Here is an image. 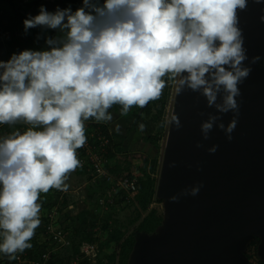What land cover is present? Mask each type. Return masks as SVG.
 <instances>
[{
	"label": "clouds",
	"instance_id": "clouds-1",
	"mask_svg": "<svg viewBox=\"0 0 264 264\" xmlns=\"http://www.w3.org/2000/svg\"><path fill=\"white\" fill-rule=\"evenodd\" d=\"M247 6L248 0H83L74 11L41 7L22 20L25 33L40 27L57 34L45 50L0 60V126H24L0 135V254L11 261L32 247L41 194L68 190L69 174L81 167L85 122L112 121L114 105L126 116L158 100L171 82L177 96L185 88L198 92L218 113L200 124L204 140L214 126L232 139L238 85L251 72L238 18ZM262 61L254 56L250 63ZM229 112L225 126L221 116ZM166 123L181 127L175 114ZM200 187L180 195L196 196Z\"/></svg>",
	"mask_w": 264,
	"mask_h": 264
},
{
	"label": "water",
	"instance_id": "water-1",
	"mask_svg": "<svg viewBox=\"0 0 264 264\" xmlns=\"http://www.w3.org/2000/svg\"><path fill=\"white\" fill-rule=\"evenodd\" d=\"M261 16L264 0H248L238 11L251 72L238 85L239 116L230 141L215 126L204 140L200 124L218 113L200 93L175 91L169 119L177 115L181 127L168 124L156 186L164 217L153 234L136 235L127 264H248L245 251L255 238L264 262V61L250 63L264 58ZM232 116H221L225 126ZM214 145L216 152L209 153ZM197 185L196 196L180 195Z\"/></svg>",
	"mask_w": 264,
	"mask_h": 264
},
{
	"label": "trees",
	"instance_id": "trees-1",
	"mask_svg": "<svg viewBox=\"0 0 264 264\" xmlns=\"http://www.w3.org/2000/svg\"><path fill=\"white\" fill-rule=\"evenodd\" d=\"M10 2V0H8ZM14 9V8H13ZM18 15V12L15 11ZM33 30L37 31V28H33ZM52 31V30H49ZM166 101L164 96H161L158 100L150 101L148 105L144 108L134 107L132 116H131V124H130V132L134 131L141 136V152L133 151L134 153L128 152L121 154V156H126V166L123 167L119 162L110 166L108 169L110 173L115 175L118 178L128 177L132 178L131 175V160H140L141 164L137 167V171L139 174L143 175V179L137 178V190L134 194V200L132 203L135 205L133 215L128 220V227L120 226L114 230H104L102 234L96 237V244L99 249L98 253L101 252L104 254V258L106 259L107 264H127L130 252L133 248V245L136 240V235H151L162 223V217L159 216L156 210H149V207L154 203H160L159 200L156 199V186H157V174L159 172L160 167V154L163 150L164 140L166 137V132L168 128V123L166 121L169 119V113L166 117L165 121L162 120L163 114L166 111ZM155 111V113L153 112ZM144 124V130H139V125ZM102 131L107 134L109 128L105 126H101ZM111 132V131H110ZM112 138V134H111ZM113 150L115 153L118 151V146H116V142L113 140ZM117 154V153H116ZM110 160H114V155L109 153L108 155ZM116 161L118 159L116 158ZM39 203L43 202L42 197H40ZM125 202L118 201L117 204L121 205ZM55 203L53 205L46 206V211L43 216V220L45 222L48 221V214L55 212L57 215L55 216V221L60 225H64V217L62 212L67 209L66 204H63L61 208H57L56 211L54 209ZM63 209V207H65ZM146 213V215H145ZM47 215V217H46ZM42 218V217H41ZM68 219L66 218V221ZM40 227V226H39ZM129 227L131 230L129 232ZM103 228V227H102ZM43 228H37L35 230V236L30 241L32 247L30 249H26L25 252L29 257H33L37 254H41L45 252V250H41L40 252H34L33 247L38 243V239ZM63 230L69 234L70 228L66 225ZM80 236V235H79ZM72 240L75 241V236L72 237ZM92 241V240H91ZM82 242V238L79 239L77 244H73V252L78 255V245ZM260 240L255 238L248 246L257 248ZM94 243V241H92ZM2 256V257H1ZM248 259L251 258V255H246ZM8 257L0 254V264H7ZM80 264H85V262H81ZM257 264H264V262L258 261Z\"/></svg>",
	"mask_w": 264,
	"mask_h": 264
},
{
	"label": "built area",
	"instance_id": "built-area-1",
	"mask_svg": "<svg viewBox=\"0 0 264 264\" xmlns=\"http://www.w3.org/2000/svg\"><path fill=\"white\" fill-rule=\"evenodd\" d=\"M101 123L85 122V135L87 137L86 144L77 150L78 159L81 162V169L86 173L88 180L92 184L102 186L106 191V199L101 198L97 200V205L100 207L116 204V202L123 201L130 197L133 199L137 190V178L139 172L135 170L132 173V178L122 177L118 178L109 171V167L114 165L117 154L113 150V141L111 138V132L108 131L105 134L102 131ZM15 128L21 131L19 125L13 127H0V135H6L13 131ZM112 153L114 160H110L108 155ZM55 212L48 214V221L45 223L43 230L39 236L44 243L49 245V251H45L41 254H37L33 257H29L24 251L18 253L15 260L7 261V264H57L58 253L64 252V258L68 262L73 264H94L91 260H94L97 256L96 245L89 241H82L78 246V255L73 252V240L70 234H67L62 225L55 221ZM6 264V263H4Z\"/></svg>",
	"mask_w": 264,
	"mask_h": 264
},
{
	"label": "crops",
	"instance_id": "crops-1",
	"mask_svg": "<svg viewBox=\"0 0 264 264\" xmlns=\"http://www.w3.org/2000/svg\"><path fill=\"white\" fill-rule=\"evenodd\" d=\"M83 6V0H0V60H7L10 58V55L13 52H20L25 49L31 50H45L47 48L46 40L51 37L56 36L55 30L49 31V29H42L37 27V31L33 29H29L27 33L23 30L22 20L27 15L35 16L39 14V10L41 7H44L49 12H54L57 7L63 9L70 7L73 11ZM14 8V9H13ZM18 12L17 13L15 12ZM135 106H133L129 113L126 116L120 115V106L114 105L109 111L113 115L112 121L109 122H101L103 126H107L109 131H111L112 138L116 142V146H118L117 159H119L120 153L131 151V147L134 144H138L139 148H141V136L134 131L130 132V124H131V116ZM91 123L95 122L93 120H89ZM96 123V122H95ZM24 128L23 125L17 124ZM15 126V125H14ZM0 127H13L8 125H3ZM133 151H135L133 149ZM132 151V152H133ZM72 177H76L80 179L81 177H85V181L88 183L86 185L92 186L93 189H103L102 186H98L97 184H92L89 182L88 177L83 169L80 167L77 168L74 172L69 174ZM68 183V181L66 182ZM85 185V186H86ZM86 186V187H88ZM90 188V187H88ZM89 190V189H88ZM62 192V191H61ZM45 205V204H44ZM79 210L75 204L71 203L67 206V215L62 212L64 217V225L63 228L68 225L70 228V235L77 236L76 238L83 236L82 241H89L90 239L87 236L92 234V228L85 229L82 234H79V230L82 229V226L72 224L71 220L68 216V213L72 211V216H75L74 210ZM57 210L54 209V211ZM78 213V212H77ZM45 213H40V219L43 220V216ZM42 217V218H41ZM47 217V215H46ZM66 218L68 219L66 221ZM95 218V217H94ZM92 219V218H91ZM74 220V219H73ZM97 221L99 219H96ZM45 223V220H43ZM76 221V218L75 220ZM74 227V229H73ZM40 228V227H38ZM42 228V227H41ZM77 231V232H76ZM74 233V234H73ZM80 235V236H79ZM35 236V235H34ZM86 237V238H84ZM81 239V238H79ZM92 243V241H90Z\"/></svg>",
	"mask_w": 264,
	"mask_h": 264
},
{
	"label": "rangeland",
	"instance_id": "rangeland-1",
	"mask_svg": "<svg viewBox=\"0 0 264 264\" xmlns=\"http://www.w3.org/2000/svg\"><path fill=\"white\" fill-rule=\"evenodd\" d=\"M174 93H175V85L169 82V84L165 87L161 95V96H164V99L167 105L166 111L164 112L163 117H162V120L164 121L166 117L168 116V113L170 116ZM153 112L155 113V111ZM131 149L132 150L128 152L134 153L132 152L133 149L135 151L137 150L136 152L142 151V149L139 148L138 144L137 145L134 144L131 147ZM121 154L119 155L118 161H115V163L119 162L123 167H125L127 164L126 163L127 157L124 155L121 156ZM161 158H162V151L160 154V162H161ZM130 162H131L130 166H131V174H132L135 172L137 167L140 166L141 161L137 159V160H131ZM157 177H158V174H157ZM138 178L143 179V175L138 174ZM67 181H68L67 184L69 185L67 191L61 192V191L52 189L46 194H41L43 202H41L40 213H45L46 206H49V205L51 206L54 203H55L54 209H56V207L61 208L63 204H66V206H68L71 203L75 204L77 207H79V210L78 209L74 210V213H75L74 217L72 216V211L68 213L71 223L72 224L75 223L76 225L82 226V229L79 230V234H82L85 229L92 228L93 229L92 234L87 236V238L90 239V241L91 240L94 241L93 244L96 245L97 251H99L97 244L95 242L96 241L95 239L96 237L100 236L104 230H107V228L110 230H114L120 226H124L126 228L128 227L127 222L132 217L133 211L135 208V205L132 203V201L134 200V197L133 199L128 197V199L124 200L125 203L121 205L117 204L116 202V204L114 203L112 205H108L107 208L106 206L100 207L97 205V200L101 198L106 199V194H105L106 191H104L103 189H99L98 191L96 189L95 191V189H93L91 185L90 186L86 185L88 183L85 181L84 176L83 177L80 176V179H79V178L72 177L69 175ZM85 185L90 188L86 187ZM66 206L63 207V209L66 208ZM54 209H52V212ZM152 209L156 210L159 216H161L162 218L164 217V206L162 202L160 203L154 202L149 207V210H152ZM64 213L65 215H67V211H64ZM75 218H76V221H74ZM96 219H99V220L97 221ZM45 223L43 220H41V223L39 226L43 228ZM128 230L130 232L131 227H129ZM76 237H75L76 243L73 241L72 244H77V242L79 241V238H83V236H80L78 238ZM37 239H38V243L33 247V251L40 252L43 249L45 251H49L50 249L49 245H47V243H44L42 239L40 238H37ZM257 253H258L257 248L247 246L245 255L247 254L251 255L250 259L247 258L248 264H257L258 261H260L257 256ZM103 256L104 254L102 252L101 254L98 253V256H96L95 259L91 261L94 264H107L105 261L106 259ZM58 257L59 259H58L57 264H73L71 261L68 262L67 260H65L64 252H59ZM79 263H81V260H79Z\"/></svg>",
	"mask_w": 264,
	"mask_h": 264
}]
</instances>
